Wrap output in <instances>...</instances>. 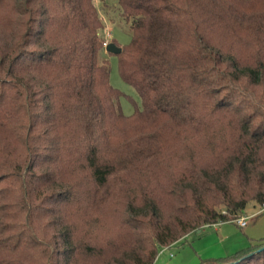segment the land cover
<instances>
[{"label": "trees", "instance_id": "trees-1", "mask_svg": "<svg viewBox=\"0 0 264 264\" xmlns=\"http://www.w3.org/2000/svg\"><path fill=\"white\" fill-rule=\"evenodd\" d=\"M118 4L130 115L94 0H0V264H154L264 208V0Z\"/></svg>", "mask_w": 264, "mask_h": 264}, {"label": "rangeland", "instance_id": "rangeland-1", "mask_svg": "<svg viewBox=\"0 0 264 264\" xmlns=\"http://www.w3.org/2000/svg\"><path fill=\"white\" fill-rule=\"evenodd\" d=\"M94 3L104 22V46L112 40L121 46L128 44L132 32L130 24L121 16L118 0H94ZM100 58L110 64L111 85L123 93L120 98L123 113L132 114L135 103L141 105L136 89L120 77L115 54L104 48ZM243 217H247L244 227L237 222H224L205 226L200 232H192L182 241L160 252L154 264H201L205 259L231 255L251 243L264 239V208L250 204Z\"/></svg>", "mask_w": 264, "mask_h": 264}, {"label": "water", "instance_id": "water-1", "mask_svg": "<svg viewBox=\"0 0 264 264\" xmlns=\"http://www.w3.org/2000/svg\"><path fill=\"white\" fill-rule=\"evenodd\" d=\"M105 48H106V50L108 51V52H111V53H121V51H122V48H120V47H117V45L115 44V43H113V42H111V43H108L106 46H105ZM201 230H198V232H200ZM264 249V247L262 248V249H260L259 251H257V252H260L261 250H263Z\"/></svg>", "mask_w": 264, "mask_h": 264}, {"label": "built area", "instance_id": "built-area-1", "mask_svg": "<svg viewBox=\"0 0 264 264\" xmlns=\"http://www.w3.org/2000/svg\"><path fill=\"white\" fill-rule=\"evenodd\" d=\"M108 43H105V46L107 45ZM246 221H247V217H241L237 220V223L241 226V227H244L246 225ZM166 249V248H163L161 250V252Z\"/></svg>", "mask_w": 264, "mask_h": 264}, {"label": "crops", "instance_id": "crops-1", "mask_svg": "<svg viewBox=\"0 0 264 264\" xmlns=\"http://www.w3.org/2000/svg\"><path fill=\"white\" fill-rule=\"evenodd\" d=\"M198 232V231H197Z\"/></svg>", "mask_w": 264, "mask_h": 264}]
</instances>
